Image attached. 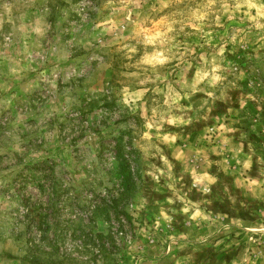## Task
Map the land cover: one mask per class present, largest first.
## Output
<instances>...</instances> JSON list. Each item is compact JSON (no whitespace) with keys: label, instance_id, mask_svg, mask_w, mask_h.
I'll list each match as a JSON object with an SVG mask.
<instances>
[{"label":"rangeland","instance_id":"obj_1","mask_svg":"<svg viewBox=\"0 0 264 264\" xmlns=\"http://www.w3.org/2000/svg\"><path fill=\"white\" fill-rule=\"evenodd\" d=\"M0 264H264V0H0Z\"/></svg>","mask_w":264,"mask_h":264}]
</instances>
